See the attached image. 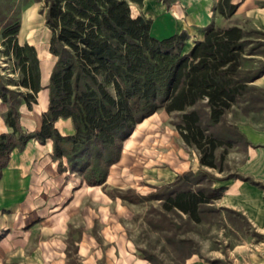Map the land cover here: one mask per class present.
Instances as JSON below:
<instances>
[{
	"label": "trees",
	"instance_id": "16d2710c",
	"mask_svg": "<svg viewBox=\"0 0 264 264\" xmlns=\"http://www.w3.org/2000/svg\"><path fill=\"white\" fill-rule=\"evenodd\" d=\"M144 1L44 0L42 13L52 32L50 51L57 60L50 77L49 107L38 131L22 125L20 104L37 101L43 88L41 60L34 45L19 41L21 18L5 22L3 55L14 78L0 79L4 118L10 127L0 133V178L14 149H23L32 138L52 139L61 170L66 159L67 168L88 185H104L124 141L138 123L159 110L176 119L172 123L185 143L199 151L202 168L223 171L229 150L240 143L249 145L226 115L236 104H246L247 114L264 110V88L252 84L264 74V63L246 67L253 54L248 49L252 31L236 24H210L202 28L204 37L185 52L187 31L165 38L152 35L153 19L134 11V4ZM237 7L233 0H219L217 11L228 19ZM68 117L75 132L63 135L56 121ZM202 168L179 174L147 195L132 188L107 192L132 203L156 199L164 217L165 212H176L199 222L206 206L224 191L212 181L204 184L208 174Z\"/></svg>",
	"mask_w": 264,
	"mask_h": 264
},
{
	"label": "crops",
	"instance_id": "0c3cea01",
	"mask_svg": "<svg viewBox=\"0 0 264 264\" xmlns=\"http://www.w3.org/2000/svg\"><path fill=\"white\" fill-rule=\"evenodd\" d=\"M218 2L145 0L142 5L134 4V11L153 19L151 32L157 38L187 31L185 52L204 37L202 28L210 24H236L242 28L250 25L264 30V0H233L238 7L228 19L217 11ZM38 15V6L25 8L18 35L21 43L36 47L41 60L43 88L37 101L31 106L26 101L20 104L21 123L29 131L41 129L57 60L50 51L52 32L47 25L48 37L29 34V27L42 21ZM2 76L0 68V79ZM255 83L264 88V74ZM5 110L0 97V133L10 131ZM229 113L228 122L238 126L249 145L229 150L227 160L235 158L234 166L215 185L224 187L215 203L241 213L256 232L264 234V118L258 113H243L232 120ZM169 116L159 110L136 125L104 185H88L82 176L67 168L66 159V168L61 170L62 160L53 156L52 139L40 142L32 138L23 149H14L0 178V264H155L142 254L136 240L137 204L113 197L107 190L132 188L145 194L201 166L199 151L187 145L178 130L165 129ZM56 127L63 135L75 132L70 117L59 118ZM166 131L178 137V146L173 145L169 151L163 147ZM152 136L155 149L150 148ZM187 264L204 263L193 256Z\"/></svg>",
	"mask_w": 264,
	"mask_h": 264
},
{
	"label": "rangeland",
	"instance_id": "374dc122",
	"mask_svg": "<svg viewBox=\"0 0 264 264\" xmlns=\"http://www.w3.org/2000/svg\"><path fill=\"white\" fill-rule=\"evenodd\" d=\"M170 1L172 0L166 2ZM32 5L38 6V16L44 22L30 26L29 34L34 32V37H48L45 15L42 13L45 6L44 0H0V68L3 69L6 79L14 78V75L11 73V63L3 55L1 29L8 19L15 16L21 18L25 8ZM245 29L252 31L248 49H253L246 67H260L264 63V30L250 25H246ZM255 81L252 84L257 85ZM245 105L236 104L230 110V119L235 120L243 114ZM252 113L254 115L258 113L260 118H264V111L248 112V114ZM167 120L165 129L176 131L177 128L172 123L176 119L170 115ZM166 135L167 141L163 147L169 151L173 145L178 146V137L174 138L170 131H166ZM243 147L245 144L240 143L232 147V151ZM150 148H157L153 136ZM233 159L235 158L231 160L228 158L223 171L200 166L199 168L204 169L208 174L204 184L212 181L213 186L218 185L223 176L232 172ZM156 187L142 195L155 192ZM136 204L139 210L138 221H136V240L141 250L145 249L154 257L155 262H152L155 264H187L193 256L204 264H264V234L256 232L248 219L239 212L218 206L213 202L206 206L201 221L197 222L185 214L176 212H165L166 217H164L161 202L156 199ZM148 219L151 224L148 223Z\"/></svg>",
	"mask_w": 264,
	"mask_h": 264
}]
</instances>
